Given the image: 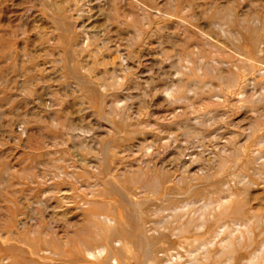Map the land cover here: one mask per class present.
<instances>
[{
  "label": "rangeland",
  "instance_id": "obj_1",
  "mask_svg": "<svg viewBox=\"0 0 264 264\" xmlns=\"http://www.w3.org/2000/svg\"><path fill=\"white\" fill-rule=\"evenodd\" d=\"M0 264H264V0H0Z\"/></svg>",
  "mask_w": 264,
  "mask_h": 264
}]
</instances>
